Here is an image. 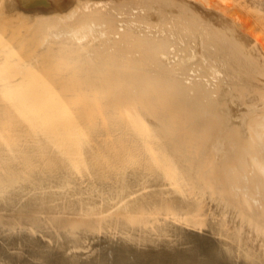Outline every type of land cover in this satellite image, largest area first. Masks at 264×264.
Segmentation results:
<instances>
[{
    "label": "bare ground",
    "instance_id": "obj_1",
    "mask_svg": "<svg viewBox=\"0 0 264 264\" xmlns=\"http://www.w3.org/2000/svg\"><path fill=\"white\" fill-rule=\"evenodd\" d=\"M197 1L0 0V264H264V0Z\"/></svg>",
    "mask_w": 264,
    "mask_h": 264
},
{
    "label": "rangeland",
    "instance_id": "obj_2",
    "mask_svg": "<svg viewBox=\"0 0 264 264\" xmlns=\"http://www.w3.org/2000/svg\"><path fill=\"white\" fill-rule=\"evenodd\" d=\"M177 3H179V4H182V5H189V4H184V3H191L193 0H175ZM191 1V2H190ZM197 1V0H196ZM198 1H200V0H198ZM198 1H197V3H198ZM214 1V0H213ZM194 2H195V0H194ZM193 2V4H195V5H197V6H199L200 4L198 3V4H196V3H194ZM213 3H216V1L215 2H213ZM218 3H219V6L220 5H224V6H222V7H225V8H227V6H225L226 4L227 5H229V3H230V5H231V3H232V5L233 4H235V0H217V5L215 4V6H218ZM221 3V4H220ZM214 5V4H213ZM236 8H237V10L240 12V14H241V16L244 18V19H247V20H249L250 18H251V16L250 15H247L246 14V12L243 10V8L239 5V4H237L236 5ZM251 21L253 20L252 18L250 19ZM253 28H258V25H256L255 23L253 24ZM58 255V254H57ZM55 256H56V254H55ZM16 260V259H15ZM15 262H17V261H15Z\"/></svg>",
    "mask_w": 264,
    "mask_h": 264
}]
</instances>
